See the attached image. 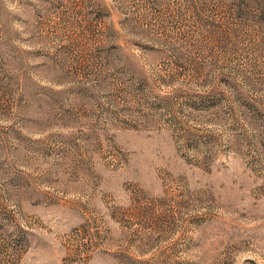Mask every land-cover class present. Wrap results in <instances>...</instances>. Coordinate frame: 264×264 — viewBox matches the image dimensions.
<instances>
[{"label":"rangeland","instance_id":"obj_1","mask_svg":"<svg viewBox=\"0 0 264 264\" xmlns=\"http://www.w3.org/2000/svg\"><path fill=\"white\" fill-rule=\"evenodd\" d=\"M0 264H264V0H0Z\"/></svg>","mask_w":264,"mask_h":264}]
</instances>
